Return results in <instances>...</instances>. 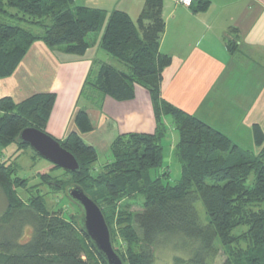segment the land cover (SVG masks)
I'll use <instances>...</instances> for the list:
<instances>
[{
  "label": "trees",
  "instance_id": "obj_1",
  "mask_svg": "<svg viewBox=\"0 0 264 264\" xmlns=\"http://www.w3.org/2000/svg\"><path fill=\"white\" fill-rule=\"evenodd\" d=\"M208 4V0H196L192 9L205 10ZM162 5L163 0H144L132 20L120 10H113L106 19L104 11L75 6L73 0H0V78L13 73L36 40L51 49L84 54L90 46L87 34L100 31L106 19L100 47L125 69L102 64L94 78L85 79L84 88L95 92L91 101L96 104L97 97L105 95L130 99L133 86H142L150 95L155 129L116 136L109 145L111 159L93 171L97 151L80 136L93 129L92 123L85 110H77L76 130L57 139L79 164L78 171L67 172L70 184L82 187L101 208L114 250L124 264H155L157 250L168 249L172 264H210L218 246L224 254L219 264H264V135L254 127L257 151L242 149L161 97L162 71L171 62L170 56L159 51ZM33 27L39 30L34 32ZM54 100L53 92L32 94L17 103L10 97L0 98V148L11 143L27 147L17 140L23 128L45 132ZM167 116L178 134L172 151L180 176L173 182L168 170L161 169ZM159 169V174L151 175ZM40 178L44 184L49 175ZM19 189L28 190L26 179L15 174L12 163L0 162V191L5 200L0 227L11 232L0 236V264H105L77 218L74 222L60 210L49 211L39 194L24 202ZM133 195L142 197L139 211L120 213L115 220L106 216L104 207L116 208L119 199ZM116 233L122 244H115Z\"/></svg>",
  "mask_w": 264,
  "mask_h": 264
},
{
  "label": "crops",
  "instance_id": "obj_2",
  "mask_svg": "<svg viewBox=\"0 0 264 264\" xmlns=\"http://www.w3.org/2000/svg\"><path fill=\"white\" fill-rule=\"evenodd\" d=\"M73 1L75 6L104 11L106 19L113 10H120L132 20L144 3ZM208 2L205 10L195 11L192 7L196 0L188 6L177 0H163L164 31L159 51L170 56L171 62L162 71L161 97L218 130L240 148L256 152L254 127L264 135V0ZM104 25L86 39L90 46L82 55L34 41L13 73L0 78V98L10 97L17 103L32 94L53 92L55 100L45 132L56 139L65 138L76 130L75 112L83 109L93 129L80 136L96 151L99 146H109L121 134L154 132L150 95L142 86H133L130 99L116 100L105 95L100 100L97 97L96 104L91 101L95 92L84 88L85 79L94 78L102 64L117 68L114 59L100 47ZM164 121L167 130L172 127Z\"/></svg>",
  "mask_w": 264,
  "mask_h": 264
},
{
  "label": "rangeland",
  "instance_id": "obj_3",
  "mask_svg": "<svg viewBox=\"0 0 264 264\" xmlns=\"http://www.w3.org/2000/svg\"><path fill=\"white\" fill-rule=\"evenodd\" d=\"M34 32L38 31V27H33ZM90 32L87 34L86 39L93 34ZM108 55V54H106ZM108 57H111L108 55ZM112 58V57H111ZM114 59V58H112ZM117 68L124 70V66L114 59ZM166 120L169 126H172L170 121L171 118L167 116ZM178 139L177 132L168 127L166 136L161 140V145L163 147L164 163L161 169L168 170L169 180L171 182L175 181L180 176V165L173 156V145ZM98 159L93 166V171L98 170L102 164L111 159V152L109 146H99L97 149ZM0 160H4L7 164L12 163L15 166V174L18 177L25 178L27 181V191L18 190V194L21 199L26 202L27 199L34 195L39 194L43 196L44 202L49 211L60 210L61 215L66 219H71L75 222V219L81 215V209L72 202L66 195V188L71 184V175L65 172L63 169H54L51 163L44 158L36 155L30 146L18 148L16 143H11L4 147L0 152ZM9 161V162H8ZM161 169L152 171L151 175L154 176L159 174ZM44 173H48L49 178L47 183H41L40 176ZM36 185V187H31ZM142 197L138 195L125 196L118 200L116 208H106L105 214L114 220L120 213H133L141 209ZM5 205V200L0 191V213L2 212ZM196 209L201 216L204 215V211L200 201L196 202ZM202 218V217H201ZM203 219V218H202ZM203 221V220H202ZM115 224V223H114ZM113 224V225H114ZM30 230H26L24 237H27ZM11 232H8V228L0 227V236H9ZM115 244H122L121 237L114 235ZM123 250V248H122ZM175 254H182L180 252H175ZM171 250H165L164 252H158L155 264H172L171 262ZM224 258L222 248L218 246L217 254L211 259L210 264H219Z\"/></svg>",
  "mask_w": 264,
  "mask_h": 264
},
{
  "label": "water",
  "instance_id": "obj_4",
  "mask_svg": "<svg viewBox=\"0 0 264 264\" xmlns=\"http://www.w3.org/2000/svg\"><path fill=\"white\" fill-rule=\"evenodd\" d=\"M17 140L30 146L40 157L66 172L74 173L79 169L75 157L46 132L26 127L19 132ZM66 195L81 209V215L77 218L78 226L104 259L105 264H124L114 250L110 229L97 203L76 184L66 188Z\"/></svg>",
  "mask_w": 264,
  "mask_h": 264
},
{
  "label": "built area",
  "instance_id": "obj_5",
  "mask_svg": "<svg viewBox=\"0 0 264 264\" xmlns=\"http://www.w3.org/2000/svg\"><path fill=\"white\" fill-rule=\"evenodd\" d=\"M177 1L178 3L185 5V6L190 5V3L192 2V0H177Z\"/></svg>",
  "mask_w": 264,
  "mask_h": 264
},
{
  "label": "bare ground",
  "instance_id": "obj_6",
  "mask_svg": "<svg viewBox=\"0 0 264 264\" xmlns=\"http://www.w3.org/2000/svg\"><path fill=\"white\" fill-rule=\"evenodd\" d=\"M60 142V141H59ZM34 152V151H33ZM43 159V158H42ZM9 162V161H8ZM7 163V162H6Z\"/></svg>",
  "mask_w": 264,
  "mask_h": 264
}]
</instances>
